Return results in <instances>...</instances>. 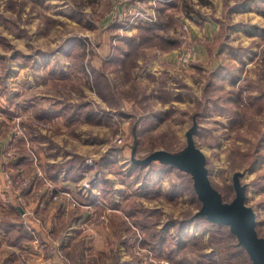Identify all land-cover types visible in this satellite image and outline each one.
I'll return each instance as SVG.
<instances>
[{"label":"rangeland","instance_id":"obj_1","mask_svg":"<svg viewBox=\"0 0 264 264\" xmlns=\"http://www.w3.org/2000/svg\"><path fill=\"white\" fill-rule=\"evenodd\" d=\"M125 12L131 21L121 28ZM213 24L206 37L202 30ZM192 45L189 62L180 63ZM201 54L222 58L218 67L236 64L222 88L207 87L216 83L218 67L203 65ZM247 77L249 85L264 83V0H0V98L6 99L0 127L23 139L18 154L29 155L20 172L6 174L38 189L45 180L69 188L55 179L66 171L80 197L90 183L85 199L95 213L80 230L93 235L103 228L110 249L104 258L74 255L76 264H117L112 253L122 249L136 264H252L228 226L197 216L203 201L194 189L196 167L174 168L193 142L225 200L233 199L234 183L239 192L248 186L245 205L264 238V191L253 183L264 164L250 170L262 155L247 154L264 137V110H250ZM225 88L241 91L235 109L253 118L205 111L203 92ZM37 200L16 198L6 212L0 205V226L8 227L5 238L0 233V264H52L50 246L29 255L31 224L44 226L35 241L42 247L74 215L57 217L52 231L46 211H59L60 203Z\"/></svg>","mask_w":264,"mask_h":264},{"label":"crops","instance_id":"obj_2","mask_svg":"<svg viewBox=\"0 0 264 264\" xmlns=\"http://www.w3.org/2000/svg\"><path fill=\"white\" fill-rule=\"evenodd\" d=\"M216 29L215 24H213V26L209 29L206 28L205 30L203 29L202 32L205 33L206 37H210L211 33ZM198 51L200 53L203 52V49L201 50L200 48H198ZM198 52V53H199ZM202 55V54H201ZM231 55V54H230ZM170 57H174V56H169V61L170 62H174L173 58L170 59ZM168 58V57H166ZM202 63L205 66H208L209 68H217L219 66V64L222 62V58H219L217 56H206L205 54L202 55ZM219 60H221L219 62ZM219 62V63H218ZM190 66V65H189ZM199 66V65H197ZM184 71H187L186 68H184ZM230 80V79H229ZM6 99L0 98V115H2L3 111H6V109L3 106V102ZM14 100V99H13ZM2 119V118H1ZM4 121V120H1ZM0 121V124H3ZM11 131H12V125H11ZM25 146V142L23 139H21L20 137H15L14 134L11 132H6L4 131L1 127H0V205L6 207L3 208L2 210H4L5 212L12 207L16 202V196L14 195L13 192L9 191L8 188H6V183H5V174L7 172L10 171H19L22 167L24 168V166L22 165L23 161V156L18 154V149L20 147H24ZM19 147V148H18ZM17 152V154H15ZM28 156L24 155V158H27ZM52 161H55L56 157H52ZM28 160V159H25ZM20 172V171H19ZM68 173L66 171L62 172H57L55 175V179L58 180V178H60V183L62 185H64V187H69V188H75L76 185L75 182V178L71 179L70 176H68ZM11 194H10V193ZM13 193V194H12ZM1 209V207H0ZM60 209V208H59ZM51 207L48 209V211H46V213L48 212V214L50 215V218H48L46 221L48 225L51 224L52 221V231H57V224L56 222H58L57 217L62 216L63 217V221L68 219V217H65L67 215H62L61 213V209L58 210H52ZM33 215H36L35 212H37V215L39 214L38 210L36 208L33 209ZM54 211V212H53ZM52 214H50V213ZM31 212L28 210L26 212V215L29 216L30 219H32V214H30ZM22 214V213H21ZM70 214V213H69ZM68 214V215H69ZM25 215V217H26ZM74 216H72L71 221L69 222V224L67 225L66 229L62 230L59 233L60 236L58 237L57 234H55V232H52V242L51 241H46V244H44L42 247L39 246V244H37L38 241V237L36 236L37 234H41L44 233V226H42L41 223H37L34 222L33 224H31V237L32 240H34L33 244L35 247L33 249H31V251L35 254V252H39L44 254V248H47L50 246V248L52 249L51 251H49L47 254L52 255V264H76V260L73 258L74 255H79L81 256L80 259L87 258L89 255H100L102 258H104L106 256V253L108 252V249H110V247L108 249L107 248V242H108V238H110V234L109 232H106V230H104L103 228H96V232L94 231V234H87L81 230H83L82 228V224L83 220L86 219V216L82 215V211L79 210L77 211L75 214H73ZM52 216V218H51ZM24 218V216H22ZM70 217V216H69ZM25 219V218H24ZM11 226V225H10ZM51 226V225H50ZM81 227V230H80ZM23 228L26 229L23 226H16L13 229H20ZM80 230V231H79ZM1 231V230H0ZM35 233V234H34ZM96 233V234H95ZM109 234V236H108ZM56 235V236H55ZM87 238V240L85 241L84 239ZM57 239V240H55ZM91 240H95V246L92 248V242ZM82 243V244H80ZM84 243V244H83ZM106 244V246H105ZM105 246V248H104ZM114 247V246H113ZM116 248V247H115ZM119 250V249H118ZM117 251V250H115ZM115 251H110L114 257L117 256V260L118 263L117 264H122V263H126L127 261L130 260L131 254L130 252H126V250L122 249L120 250L121 252L118 254H115ZM128 254V255H127ZM112 258V260H114L115 258ZM80 259H78L80 261ZM129 259V260H128ZM106 262V261H104Z\"/></svg>","mask_w":264,"mask_h":264},{"label":"trees","instance_id":"obj_3","mask_svg":"<svg viewBox=\"0 0 264 264\" xmlns=\"http://www.w3.org/2000/svg\"><path fill=\"white\" fill-rule=\"evenodd\" d=\"M117 22H118V26L123 25L122 22H120V21H117ZM128 41L131 42V41H133V39L129 38ZM209 51L212 52L213 50L212 49H209ZM117 56H118V51L116 53V57ZM236 56H238V54H236ZM232 64L234 66H236V64H234L233 62H232ZM232 64L223 65L221 67H218L215 71H213L212 74H213L214 77H216V83H210L207 87L208 88H213V89H216V88L218 89L220 87L222 88L224 86L223 83H226V81H228V79L232 78V76H233V72L234 71L232 69V66H233ZM235 81H237V80L235 79ZM249 81L250 80H248V77L245 78L244 79V84L242 83V86L243 87H246V89L248 90V95H247L248 99L251 102H254L252 104V107L250 108V110L255 112V110H257L259 108V109H261V111H263L264 110V83L259 82V81H256L253 84L249 85V83H248ZM257 90L258 91L260 90V92H258ZM203 95H204L203 97L206 98L205 99V102H204L205 111H209L212 108L213 111L216 112L217 114L231 115V116L232 115H235V116L240 117V118L243 116V118H241V120H244V121L246 119H249L251 117L252 118L254 117V115H252V114L249 113V110H246L245 113L239 114V112L235 109L236 104H234V103L236 102V100L239 101V99L241 97V91L240 90H229V89L225 88L223 94L213 95V94H208L206 91H204L203 92ZM220 97H224L225 99L222 100ZM258 113H260V111ZM232 120H233V117H232ZM235 121H237V120H235ZM232 124H234V122H232ZM238 137H241V138L246 139L247 142L250 141V139L248 138V136L246 134L241 133V132H239ZM258 141H261L260 144H259V146H258V148H256L257 143H255L254 145L253 144H250V151L247 154H250L252 156L253 154H255L258 151V154H261L262 156L259 159H256L253 162V164H252L253 166H252V168L250 170H254V168H256V166H260V165L264 164V153L260 152L262 149H264V137L261 138V140H258ZM187 147H189V145ZM187 151H188V149H187ZM28 157H29V155H28ZM25 159H29V158H24L23 157V161ZM206 165H207V162H206ZM174 168L181 169V170L186 171V172H191L190 170L182 169V168H180V167H178L176 165L174 166ZM15 174L17 175L18 172H15ZM193 175H194V173H193ZM254 181H256V182H253L256 185V187L258 186L262 191H264V184H263L264 183V172H262L261 174H259ZM193 183H194V189H195V191H197V193H199L198 190H197V188H196V185H195L196 184L195 177H194ZM210 185H211L212 189L215 191V193L218 196L219 201L221 203L231 204V203H233L236 200V198H237V190H236V187H235V183H234V186H233L234 189H235V194H234L233 199L231 201L225 200L224 197H223V195H221L217 191V189L212 186L211 182H210ZM247 191H248V186H246V200L248 198ZM86 197L87 196H84V197L81 196L80 199H81V201L84 204L88 205L87 200L85 199ZM202 201H203V199H202ZM203 206H204V201L202 202V206H201L200 210H202ZM79 210H82V215L83 216L85 215L86 216V219L89 218L90 213H89L88 209L72 210L70 212V214L71 213L74 214V213H76ZM197 216L199 218H202V219L206 220L208 223H211V224L226 225V226H228L229 229H230V231H231V233L237 238L238 246H241L246 251L247 256L252 261V264H255L254 259L252 258L251 254L249 253L247 247L244 245V243H242L240 241V239L238 237V234L234 230L233 224H227V223L224 224V223L215 222V221L211 220L206 214H202L200 212L197 214ZM7 225H9V226L11 225V227H16L19 224L13 225V224L7 223ZM21 226H23V227L26 228V226H24L23 223L21 224ZM256 226H255V231H256L257 237L260 238V239H264L263 237H261L258 234L257 229H256ZM7 228H4V227L0 226V230H1L0 233L2 235V238H5V236H7V235H5L6 232H7V230H6ZM30 252H32V251H30ZM122 264H124V263H122ZM125 264H136V263L134 261L129 260Z\"/></svg>","mask_w":264,"mask_h":264},{"label":"water","instance_id":"obj_4","mask_svg":"<svg viewBox=\"0 0 264 264\" xmlns=\"http://www.w3.org/2000/svg\"><path fill=\"white\" fill-rule=\"evenodd\" d=\"M194 143L189 142L187 155L181 161L174 162L178 167L192 171L196 167L194 174L196 180V188L199 195L204 201V206L200 213L206 214L211 220L233 224L234 230L242 243L247 247L249 253L254 259L255 264H264V239L257 237L256 214L245 204L246 202V187L244 192L237 190V198L231 204H224L219 201L218 196L210 185V181L206 175V161L203 158L197 161L195 154L197 151L193 148ZM188 164V166H186ZM193 172V171H192ZM236 187V184H235Z\"/></svg>","mask_w":264,"mask_h":264},{"label":"built area","instance_id":"obj_5","mask_svg":"<svg viewBox=\"0 0 264 264\" xmlns=\"http://www.w3.org/2000/svg\"><path fill=\"white\" fill-rule=\"evenodd\" d=\"M134 7V6H133ZM124 15V16H123ZM120 22H122V27L121 28H126L128 23L131 21V16L127 15L126 17V12L125 14H121L119 17ZM191 49L188 47L185 49L188 52L181 53L179 57H177V60L180 63L187 64L189 62V59L191 58V55L195 51L194 45L190 46ZM192 50V51H191ZM19 132L23 133V129L19 128ZM18 177L20 175L18 174ZM28 180H18L15 181L13 178H11L8 174L5 175V183L7 188L13 192L16 195V198H18L20 201L23 203H28V198L33 200L36 198L37 202H41L42 205H44L45 201L51 202V203H60V207L62 210V214H69L72 210H77V209H88L90 211V214H94L95 211H93L88 205L84 204L80 196L78 195V192H76L73 188H60V186L53 184L50 181H46V185L37 188L36 186H29ZM91 189L90 183H85V187L81 188V194L87 196L89 190ZM32 192V193H31ZM44 192V195L42 196ZM29 193L30 196H29ZM40 195L42 196L40 198ZM46 196V197H45ZM35 201V200H34ZM90 209V210H89ZM30 256L36 257L37 254L29 253ZM38 257V256H37Z\"/></svg>","mask_w":264,"mask_h":264}]
</instances>
